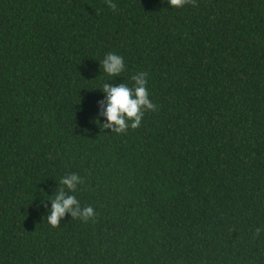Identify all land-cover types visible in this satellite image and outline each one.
I'll use <instances>...</instances> for the list:
<instances>
[{
    "label": "trees",
    "instance_id": "16d2710c",
    "mask_svg": "<svg viewBox=\"0 0 264 264\" xmlns=\"http://www.w3.org/2000/svg\"><path fill=\"white\" fill-rule=\"evenodd\" d=\"M113 2L0 0V264H264V0ZM139 72L155 110L103 129ZM71 173L95 217L53 228Z\"/></svg>",
    "mask_w": 264,
    "mask_h": 264
},
{
    "label": "clouds",
    "instance_id": "9594fccd",
    "mask_svg": "<svg viewBox=\"0 0 264 264\" xmlns=\"http://www.w3.org/2000/svg\"><path fill=\"white\" fill-rule=\"evenodd\" d=\"M107 5L114 12L116 4L113 0H106ZM162 3H167L171 9L182 8L187 0H161ZM103 71L109 77H119L125 70L124 58L115 53H108L101 61ZM134 82L133 87H129L125 83L114 85L105 83L100 90L104 94V100L101 102L103 109L102 116L104 123L99 119V125L103 129H111V132L121 134L129 128L136 129L140 127L146 111H154L156 105L150 99V93L147 89L148 73L139 72L131 77ZM62 187L55 195L54 199L48 200L51 203V208L46 216L47 223L56 228L60 226V220L68 213L72 218H80L87 222L94 219L95 210L91 206L81 208L80 202L76 199L74 193L78 185L82 184V178L76 173H71L60 179ZM264 229L257 228L254 235L259 237Z\"/></svg>",
    "mask_w": 264,
    "mask_h": 264
}]
</instances>
